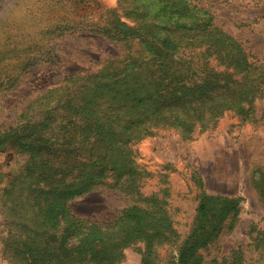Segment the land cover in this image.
Instances as JSON below:
<instances>
[{
  "label": "rangeland",
  "instance_id": "1",
  "mask_svg": "<svg viewBox=\"0 0 264 264\" xmlns=\"http://www.w3.org/2000/svg\"><path fill=\"white\" fill-rule=\"evenodd\" d=\"M143 1L147 0H0V264H30L32 255L23 248L35 233L29 221L46 201L64 202L42 182L36 185L41 194L33 203L29 191L21 187L28 182L25 168L30 158L12 139L41 121L45 108L54 103L52 92L95 74L107 63L120 69L145 54L146 43L130 39L141 36L139 18H133L131 9ZM158 1L162 0L149 3ZM200 2L214 25L241 44L251 64L264 65V0ZM184 47L187 63H179L180 68L210 66V60L205 65L201 59L204 47ZM155 66L149 64V71L155 72ZM191 73L189 80L194 81ZM255 115L257 122L244 123L226 113L215 129L195 133L189 141L172 130H160L131 148L133 161L144 172L140 192L165 200L176 233L156 247L150 264L176 263L182 243L197 227L202 192L239 200V207L193 260L264 264V96L255 101ZM54 126L62 129L55 122L51 129ZM51 155L49 151L37 159L44 177H53ZM96 183L90 192L67 203L68 213L87 229L116 236L118 225L110 226L133 201L107 172ZM62 211L68 215L65 207ZM23 214L25 219L20 220ZM59 220L58 239L65 227ZM121 252L117 264H142L143 244Z\"/></svg>",
  "mask_w": 264,
  "mask_h": 264
},
{
  "label": "trees",
  "instance_id": "2",
  "mask_svg": "<svg viewBox=\"0 0 264 264\" xmlns=\"http://www.w3.org/2000/svg\"><path fill=\"white\" fill-rule=\"evenodd\" d=\"M157 3L147 0L131 9L133 18H139L141 36L130 39L146 43L145 54L120 69L107 63L95 74L52 92L54 103L45 108L41 121L12 139L30 158L25 168L28 182L21 187L29 191L33 203L41 194L36 185L42 182L51 195L64 198L63 204L46 201L29 221L35 233L23 248L32 255L30 264H117L122 249L137 243L143 244L142 264H150L156 247L176 233L165 200L140 192L144 172L133 161L131 148L165 129L189 141L195 133L215 129L226 113L240 122H257L255 101L264 96V65L249 62L241 44L214 25L200 0ZM196 45L205 48L201 59L205 65L210 60V66L180 68L179 63H187L184 46ZM153 63L155 72L149 71ZM190 71L194 81L189 80ZM54 122L61 125L60 131L51 129ZM49 151L53 177H44L37 159ZM106 172L133 201L110 226L118 225L116 236L87 229L66 207L94 189ZM200 195L197 227L182 243L174 264H200L193 260L196 252L212 240L224 220L238 212L239 200ZM19 219L24 220L25 214ZM59 219L65 226L60 228V239ZM46 236L47 242L42 240Z\"/></svg>",
  "mask_w": 264,
  "mask_h": 264
}]
</instances>
